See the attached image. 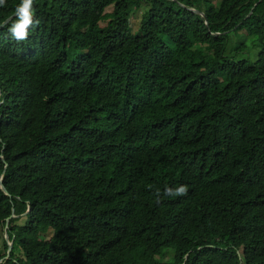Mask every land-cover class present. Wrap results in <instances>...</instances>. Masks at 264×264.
<instances>
[{"label": "trees", "instance_id": "obj_1", "mask_svg": "<svg viewBox=\"0 0 264 264\" xmlns=\"http://www.w3.org/2000/svg\"><path fill=\"white\" fill-rule=\"evenodd\" d=\"M34 10L0 28V264H264V0Z\"/></svg>", "mask_w": 264, "mask_h": 264}, {"label": "clouds", "instance_id": "obj_2", "mask_svg": "<svg viewBox=\"0 0 264 264\" xmlns=\"http://www.w3.org/2000/svg\"><path fill=\"white\" fill-rule=\"evenodd\" d=\"M7 0H0V7H5ZM8 34L11 39L20 42L28 39L29 29L39 24V20L35 17L34 0H20V3L15 8V17H9ZM3 27V25H0ZM188 192L187 185L178 187H165L163 194L159 189H156L154 195L157 202H160L161 196H183ZM6 258V257H5Z\"/></svg>", "mask_w": 264, "mask_h": 264}, {"label": "rangeland", "instance_id": "obj_3", "mask_svg": "<svg viewBox=\"0 0 264 264\" xmlns=\"http://www.w3.org/2000/svg\"><path fill=\"white\" fill-rule=\"evenodd\" d=\"M217 1V0H215ZM113 6H109V8H107V11L110 12L112 11ZM240 43H244L245 47H243L237 54H236V47L240 44ZM259 49H261V46L257 44V46L255 45V39L250 36L247 35V33L245 32H241L240 34H237L235 32H231L230 34V38H229V43H228V48H227V56L238 60L244 57H248V56H252V58H256V55L259 51ZM5 236V234H4ZM4 252V248H3V238H0V253ZM173 252L169 251L162 259L163 260H167L172 256ZM16 255H22L20 250H17Z\"/></svg>", "mask_w": 264, "mask_h": 264}, {"label": "water", "instance_id": "obj_4", "mask_svg": "<svg viewBox=\"0 0 264 264\" xmlns=\"http://www.w3.org/2000/svg\"><path fill=\"white\" fill-rule=\"evenodd\" d=\"M191 10L194 11V12H196V13H198V14H200L202 17H205V14L202 11H200V10H198L196 8H191ZM9 17L14 18L15 17V13H13L12 15H10ZM9 17L7 19H5V21H8L9 20ZM5 21H3L0 25L5 26L6 25ZM206 23H207V21H206ZM0 105H1V101H0ZM0 119H1V113H0ZM2 188L5 191V193H8L7 190L5 189V187L3 185H2ZM11 217H16V215L15 214H12L7 219V221H9V219ZM5 240L8 243V248H7V252H6V255H5V257H6L5 259H8L10 257V255H11L12 250H13V240H10L9 235H8L7 232H5ZM3 261H4V259H0V263L3 262Z\"/></svg>", "mask_w": 264, "mask_h": 264}]
</instances>
